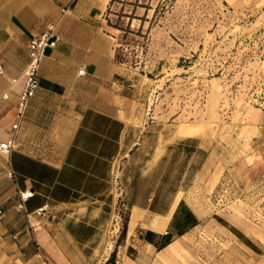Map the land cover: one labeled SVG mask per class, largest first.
Here are the masks:
<instances>
[{"label":"crops","instance_id":"0c3cea01","mask_svg":"<svg viewBox=\"0 0 264 264\" xmlns=\"http://www.w3.org/2000/svg\"><path fill=\"white\" fill-rule=\"evenodd\" d=\"M111 2L0 0V144L16 145L0 152V264H141L199 224L176 159L184 178L208 151L140 117L105 21ZM49 23L56 43L13 135L28 43Z\"/></svg>","mask_w":264,"mask_h":264},{"label":"rangeland","instance_id":"374dc122","mask_svg":"<svg viewBox=\"0 0 264 264\" xmlns=\"http://www.w3.org/2000/svg\"><path fill=\"white\" fill-rule=\"evenodd\" d=\"M105 21L140 117L208 151L184 178L176 159L198 226L138 260L264 264V0H112Z\"/></svg>","mask_w":264,"mask_h":264},{"label":"built area","instance_id":"2783aa9c","mask_svg":"<svg viewBox=\"0 0 264 264\" xmlns=\"http://www.w3.org/2000/svg\"><path fill=\"white\" fill-rule=\"evenodd\" d=\"M56 24L49 23L39 35H33L28 43V60L24 69V86L17 105L16 122L12 126L13 135L16 134L18 126L24 117L29 101L33 98L36 90L39 87L38 71L40 64L45 57L47 49L53 48L56 43ZM14 138H11L5 143L0 144V152L7 155L11 150L15 149ZM10 177L11 174H10ZM32 196L31 192L19 194L21 202ZM19 209H23L22 204L18 205ZM43 210H39V213Z\"/></svg>","mask_w":264,"mask_h":264}]
</instances>
